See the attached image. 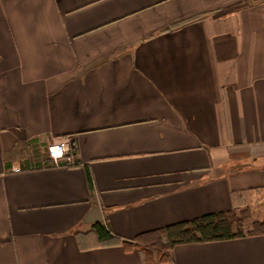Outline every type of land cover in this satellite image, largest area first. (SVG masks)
Masks as SVG:
<instances>
[{
  "label": "crops",
  "instance_id": "crops-1",
  "mask_svg": "<svg viewBox=\"0 0 264 264\" xmlns=\"http://www.w3.org/2000/svg\"><path fill=\"white\" fill-rule=\"evenodd\" d=\"M263 193L264 0H0V264H147L123 242ZM166 255L264 264V233Z\"/></svg>",
  "mask_w": 264,
  "mask_h": 264
},
{
  "label": "trees",
  "instance_id": "trees-1",
  "mask_svg": "<svg viewBox=\"0 0 264 264\" xmlns=\"http://www.w3.org/2000/svg\"><path fill=\"white\" fill-rule=\"evenodd\" d=\"M88 178L92 186L90 175ZM95 230L100 240L113 237L103 223L95 224ZM263 233L264 211L253 209L250 204L171 223L142 233L135 242L124 241L123 244L127 248H140L145 262L152 264L168 260L167 252L178 243L224 240Z\"/></svg>",
  "mask_w": 264,
  "mask_h": 264
},
{
  "label": "built area",
  "instance_id": "built-area-1",
  "mask_svg": "<svg viewBox=\"0 0 264 264\" xmlns=\"http://www.w3.org/2000/svg\"><path fill=\"white\" fill-rule=\"evenodd\" d=\"M74 150L75 148L66 138H59L53 140L47 146V155L51 161V166H61L63 164H74ZM17 171L20 168H16Z\"/></svg>",
  "mask_w": 264,
  "mask_h": 264
},
{
  "label": "rangeland",
  "instance_id": "rangeland-1",
  "mask_svg": "<svg viewBox=\"0 0 264 264\" xmlns=\"http://www.w3.org/2000/svg\"><path fill=\"white\" fill-rule=\"evenodd\" d=\"M258 198H260V199L255 200L254 202L251 203V205H252L253 209H256L257 211L260 212L261 210H264V199H263V197H258Z\"/></svg>",
  "mask_w": 264,
  "mask_h": 264
}]
</instances>
